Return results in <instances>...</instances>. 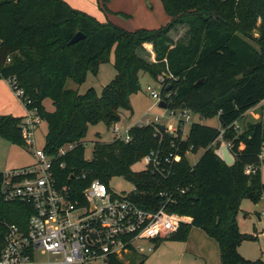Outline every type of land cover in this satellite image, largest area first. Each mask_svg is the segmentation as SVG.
Listing matches in <instances>:
<instances>
[{
    "label": "trees",
    "instance_id": "trees-1",
    "mask_svg": "<svg viewBox=\"0 0 264 264\" xmlns=\"http://www.w3.org/2000/svg\"><path fill=\"white\" fill-rule=\"evenodd\" d=\"M102 2L106 6L107 0ZM161 2L171 18L167 26L130 32L102 23L64 0H0V79H16L26 109H36L47 122L44 151L53 158L55 177L62 185L82 193L94 181L109 186L113 178L123 177L134 185L131 199L139 206L158 211L172 197L167 211L192 219L169 239L185 240L191 227L202 228L219 243L222 264H264L240 254L241 245L257 237L242 233L238 221L245 199L258 204L264 197L258 168L263 125L236 128L264 101V0ZM180 27L185 33L174 41L171 33ZM78 33L85 38L70 46ZM145 44L153 45L155 61ZM112 51L117 76L101 95L95 89L82 95L66 88L68 80L82 85L89 72L110 62ZM142 73L163 86L161 96L171 111L185 107L202 119L217 117L222 130L193 123L182 140L181 130L171 137L165 131L158 134L157 124L134 125L129 142L98 140L92 160H87L84 139L90 126L104 122L113 127L121 122L123 111H132L130 97L141 90ZM46 100L55 111L46 110ZM24 120L0 116V136L28 147L22 135ZM223 143L231 145L232 166L217 153ZM70 144L74 149L60 155ZM199 151L204 153L192 167L187 154ZM152 152L177 159L163 162L159 169L149 165L144 172H134L132 167ZM247 167L257 172L248 175ZM3 180L0 173V254L8 225L27 230L34 212L27 203L5 202ZM123 260L113 258L110 264H124Z\"/></svg>",
    "mask_w": 264,
    "mask_h": 264
},
{
    "label": "built area",
    "instance_id": "built-area-1",
    "mask_svg": "<svg viewBox=\"0 0 264 264\" xmlns=\"http://www.w3.org/2000/svg\"><path fill=\"white\" fill-rule=\"evenodd\" d=\"M8 83L22 99L24 93L18 88L16 79ZM147 92L153 99L167 102L152 87H147ZM181 113L186 115V121L180 120L176 129L172 125L166 128L174 137L178 136L179 130L184 132L191 119L186 110ZM172 116L175 118L176 114ZM41 122L36 109L27 110L22 135L28 146L35 142L34 132ZM119 124L112 127L114 139L129 142L132 125L122 133ZM136 125L155 124L139 121ZM156 130L158 134L163 132L158 126ZM224 133L223 130L221 138ZM185 139L183 133L182 140ZM74 147V144L67 145L59 154L65 155ZM217 153L221 157L220 150ZM263 156L264 148L261 159ZM164 157L160 152H152L144 158L156 169L163 162L173 163L177 159L173 154ZM35 160L31 166L3 173L1 193L5 202L27 203L34 212L27 230L15 224L8 225L0 264H110L113 258L124 259L125 255L133 253L146 255L153 252L155 247L145 249L141 241L157 243L171 237L183 223L192 222L189 217L167 211V206L173 202L172 197H167L161 209L151 211L135 203L131 194L118 195L98 180L82 193H77L56 179L53 158L44 150H36ZM256 172L255 167L246 168L248 175ZM160 195L164 196L163 193ZM261 215L264 218V211ZM261 234L264 235V230Z\"/></svg>",
    "mask_w": 264,
    "mask_h": 264
},
{
    "label": "rangeland",
    "instance_id": "rangeland-1",
    "mask_svg": "<svg viewBox=\"0 0 264 264\" xmlns=\"http://www.w3.org/2000/svg\"><path fill=\"white\" fill-rule=\"evenodd\" d=\"M161 1V0H160ZM95 4H97L95 2ZM162 4V2H161ZM94 6V5H93ZM123 6H126L134 13L131 16L121 14L124 21H126V26L124 28H139L147 26L146 23L151 25H156L155 21L152 22V18L146 16V13H152L154 19L157 22H161L164 18L167 21L163 24L167 26L169 23V16L164 10L162 4L161 12L158 11L156 7L147 9V12H140L137 8L141 9L139 5V0H128ZM90 13L95 15L97 10L92 7L91 4L87 6ZM99 8V6H98ZM161 9V8H160ZM99 10V9H98ZM136 12V13H135ZM88 14V13H87ZM90 15V14H89ZM92 16V15H91ZM94 17V16H93ZM98 20V18H96ZM148 21V22H147ZM147 28H152L150 27ZM160 28V27H159ZM158 28V29H159ZM129 30V29H128ZM185 33V28H178L172 31L171 35L174 41H178ZM149 46V45H148ZM144 46L145 51L150 55L151 58H155L156 54L154 52L153 46ZM115 55L114 52L110 54V62L102 64L99 66L96 73L89 72L87 74L86 80L82 85H78L72 80H68L66 88L69 90L79 91L80 94L87 93L90 89H95L98 95H101L103 89L111 84L116 76L117 71L114 67ZM152 87L159 94L163 92V86L156 80L152 75L148 73L141 74V90L130 97L132 111H123L122 120L119 127L122 133L130 125H136L139 121L153 124L165 125L168 128L170 125L174 126V129L179 126L180 120L186 121V115H183L180 111H171L170 109H162L159 107V100L152 98L149 92H147V87ZM10 87V86H9ZM16 102V116H25L27 114V109L23 104L21 98L16 95L13 90ZM44 106L47 111H55V107L51 100L44 101ZM9 109H6V111ZM175 113V118L172 114ZM191 119L186 123L184 136H187L190 127L193 123H200L203 125L211 126L222 130L219 119H202L198 115L187 111ZM247 120H242L239 122L241 129H247L249 124L262 123L263 125V135H264V110H259L251 114ZM48 133V124L46 121H42L34 132V143L28 147H21L17 144L10 142L9 140L0 136V173H8L15 169H21L33 165L35 160L36 150H44L46 146V136ZM99 135V137H98ZM115 138L113 134L112 127H108L104 122H100L96 125H91L88 131L85 142V158L87 160H92L94 142H111ZM226 145V143L222 144ZM203 151H199L197 154L188 153L187 159L189 164L193 167L197 164ZM149 165L145 158H142L137 164L132 167L134 172H144L148 170ZM259 173L261 180L264 183V156L259 165ZM110 188L118 195H129L134 190V185L124 179L123 177L113 178L109 182ZM258 210L256 211V207ZM242 213L241 215V231L249 235H254L256 239H250L245 241L239 248L240 254L250 261H264V235L261 233L264 230V218L261 213L264 211V197L258 203L255 204L251 199H245L241 205ZM246 218H245V216ZM261 218V221L259 220ZM191 219V218H190ZM187 221V220H186ZM189 222L183 223L191 224ZM181 228V227H180ZM179 231V230H178ZM170 238V237H169ZM164 239L157 244L153 241L144 240L141 241V245L147 249L149 247H155L154 251L146 255H140L138 253H133L131 255H125L123 263L124 264H222L220 246L219 243L212 237H210L205 230L198 227H191L187 239ZM104 264V263H100Z\"/></svg>",
    "mask_w": 264,
    "mask_h": 264
},
{
    "label": "crops",
    "instance_id": "crops-1",
    "mask_svg": "<svg viewBox=\"0 0 264 264\" xmlns=\"http://www.w3.org/2000/svg\"><path fill=\"white\" fill-rule=\"evenodd\" d=\"M64 1H66L74 9L88 13V14L94 16L95 18H98V20L102 23L112 22L113 24H115V25H117V26H119V27H121L127 31H130V32H134V31L139 30V29H149V30L158 29L159 27L160 28L164 27L163 24L167 21V18L163 17L164 19L161 22H157L154 19L152 13L150 12V13H146V16L149 18H152V22L155 21L156 25H151L149 23H146L147 26H143V27L141 26V27L135 28V29L128 28L129 29L128 30L127 28H124V27H127L126 26L127 22L124 21L123 19H121L122 18L121 14L131 16V14L134 13L133 11L135 10V8H133L134 10H130L126 6H123L125 3L128 2V0H107L106 6H104V3L102 2V0H64ZM95 2L97 4H95ZM88 4H91L92 7H94L97 10V12H95V15L90 13V11L88 10V8H87ZM139 5H141V9H139L137 7H136V9L140 10V12H147L146 11L147 9H149L151 11V9H153L154 7H156L159 12H161V10H162V7H161L162 4H161L160 0H139ZM98 6H99V8H98ZM103 6L107 7L106 8L107 10H102ZM168 19H169V23H170L171 18L169 17ZM149 25H151L150 27H152V28H147V27H149ZM0 45H1V41H0ZM148 45L151 46V48L153 46L151 44H145L144 45L145 48ZM153 55H151V57ZM151 57H150L151 61H155L156 57L155 58H151ZM9 86H10V84L8 83V81L0 79V116L11 115L14 117L25 118L26 115L25 116H16L17 114L15 111L17 110V108H16V102L17 101L15 100L14 94L12 93V89ZM6 109H9V110L6 111ZM261 109L264 110V101L262 103H260L258 106L249 110L243 120L246 121L247 120L246 118H248L251 114H253L255 112L258 113L259 110H261ZM132 126H134V125H132ZM236 127H238L237 129L243 131V129H241L239 123L236 124ZM187 136H185V138H187ZM257 210H258V206L256 207V211ZM245 218H246V216H245ZM259 220L261 221V218H259ZM238 221H239V225L241 226V224H240V222L242 223L241 215H239Z\"/></svg>",
    "mask_w": 264,
    "mask_h": 264
},
{
    "label": "water",
    "instance_id": "water-1",
    "mask_svg": "<svg viewBox=\"0 0 264 264\" xmlns=\"http://www.w3.org/2000/svg\"><path fill=\"white\" fill-rule=\"evenodd\" d=\"M85 36L82 33H78L69 43V45H74L76 43H78L80 40L84 39ZM141 87V86H140ZM159 107L162 109H169L168 103L165 100L160 101L159 103ZM182 110H185V107L182 108ZM162 131H166L167 134H169L171 137H174V134L168 132L166 130V126L165 125H157ZM221 152V158L223 159V161L228 165V166H232L235 163V158L231 153L230 148L227 145H223L220 149Z\"/></svg>",
    "mask_w": 264,
    "mask_h": 264
}]
</instances>
